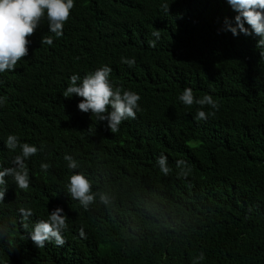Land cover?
I'll return each instance as SVG.
<instances>
[{
  "label": "trees",
  "instance_id": "16d2710c",
  "mask_svg": "<svg viewBox=\"0 0 264 264\" xmlns=\"http://www.w3.org/2000/svg\"><path fill=\"white\" fill-rule=\"evenodd\" d=\"M74 4L62 37L48 30L45 11L28 37V56L15 70L0 72V169L20 153L5 146L9 134L43 146L26 160L27 190L5 177L0 264H264L259 37L226 30L225 20L235 26L237 15L227 0ZM157 30L158 40L152 36ZM46 36L52 45L41 44ZM121 57L134 58L135 65ZM104 65L112 68L114 87L141 97L136 118L116 133L78 109L81 97L63 96L73 74L82 80ZM185 87L196 99L211 95L219 110L204 105L215 114L197 121L201 106L179 100ZM161 153L171 169L167 176L156 163ZM65 154L80 167L69 169ZM181 159L187 167L177 168ZM41 163L50 165L46 172ZM182 169L186 176H178ZM73 172L92 181L96 199L88 210L68 193ZM57 207L67 215L66 243L38 248L29 233ZM21 208L32 211L28 229ZM201 251L203 260L197 259Z\"/></svg>",
  "mask_w": 264,
  "mask_h": 264
},
{
  "label": "clouds",
  "instance_id": "9594fccd",
  "mask_svg": "<svg viewBox=\"0 0 264 264\" xmlns=\"http://www.w3.org/2000/svg\"><path fill=\"white\" fill-rule=\"evenodd\" d=\"M227 3L237 13L234 17L235 26L227 19L225 20L226 30L232 34L255 35L259 37L256 47L264 48V0H227ZM75 7L74 0H0V72L15 70L18 61L28 56V37L34 35L39 23L45 16L48 20V30L56 38L63 36L64 25L71 16V10ZM168 12L169 5H163ZM247 24L249 27H245ZM251 31H250V30ZM152 36L156 40L160 38V31H154ZM156 40L148 42L149 47H156ZM41 44L52 45L53 37L46 36L41 38ZM121 62L129 67L135 65V59L121 57ZM112 68L104 65L90 72L81 80L78 74L70 77V84L63 93L65 98L73 95L81 97L78 103V109L81 112H91L99 121H107V126L112 133L119 131L121 123L129 118L135 119L141 97L138 93L130 90H123L110 82L109 76ZM179 100L186 106H192L194 103L201 106L197 110L195 119L197 121H207L209 115L215 113H206L202 110L204 105L211 106L212 109L219 110V104L211 95L205 94L203 98L196 99L191 87H185ZM2 102V100H0ZM5 146L10 151L20 149V153L15 155L11 161L12 166L0 169V203L4 201L7 191V181L5 177H11L17 188L27 190L30 186L29 169L26 160L36 155L42 150L29 143H20L18 137L9 134L5 141ZM64 160L68 162L69 169H78L79 163L72 155L65 154ZM168 158L163 153L156 159L160 172L167 176L171 172L168 166ZM187 167L186 161L177 160L176 166ZM50 165L41 163V171L46 172ZM190 170V169H189ZM187 172L183 169L178 176H186ZM67 190L71 199L76 200L85 209L95 202L96 194L93 192L92 181L89 180L83 172H73L69 177ZM101 196V195H100ZM101 201L106 203V199L101 196ZM23 218V227L28 229L27 223L32 215L31 209L21 208ZM68 228L67 215L64 210L57 207L49 214L46 220L41 219L35 222L29 233V238L38 247H45L46 242L54 241L56 245L63 246L66 243L62 231ZM7 228L3 229V233ZM0 233V234H3ZM80 235L84 236L83 228ZM199 260L204 259V253L201 251ZM195 264V262H194Z\"/></svg>",
  "mask_w": 264,
  "mask_h": 264
},
{
  "label": "bare ground",
  "instance_id": "6f19581e",
  "mask_svg": "<svg viewBox=\"0 0 264 264\" xmlns=\"http://www.w3.org/2000/svg\"><path fill=\"white\" fill-rule=\"evenodd\" d=\"M52 169V168H51Z\"/></svg>",
  "mask_w": 264,
  "mask_h": 264
}]
</instances>
